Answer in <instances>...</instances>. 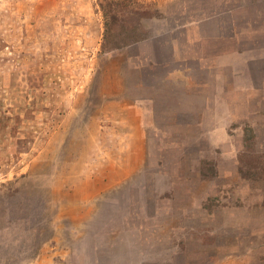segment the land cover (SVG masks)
<instances>
[{
    "label": "rangeland",
    "instance_id": "rangeland-1",
    "mask_svg": "<svg viewBox=\"0 0 264 264\" xmlns=\"http://www.w3.org/2000/svg\"><path fill=\"white\" fill-rule=\"evenodd\" d=\"M0 264H264V0H0Z\"/></svg>",
    "mask_w": 264,
    "mask_h": 264
},
{
    "label": "trees",
    "instance_id": "trees-1",
    "mask_svg": "<svg viewBox=\"0 0 264 264\" xmlns=\"http://www.w3.org/2000/svg\"><path fill=\"white\" fill-rule=\"evenodd\" d=\"M106 17V16H105ZM107 23V22H106ZM106 28H108V23H107V25H106Z\"/></svg>",
    "mask_w": 264,
    "mask_h": 264
}]
</instances>
